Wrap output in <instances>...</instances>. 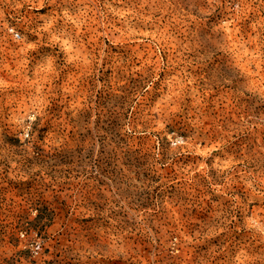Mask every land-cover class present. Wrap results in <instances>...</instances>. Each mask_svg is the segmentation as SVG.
<instances>
[{
  "label": "rangeland",
  "instance_id": "obj_1",
  "mask_svg": "<svg viewBox=\"0 0 264 264\" xmlns=\"http://www.w3.org/2000/svg\"><path fill=\"white\" fill-rule=\"evenodd\" d=\"M0 264H264V0H0Z\"/></svg>",
  "mask_w": 264,
  "mask_h": 264
},
{
  "label": "built area",
  "instance_id": "obj_2",
  "mask_svg": "<svg viewBox=\"0 0 264 264\" xmlns=\"http://www.w3.org/2000/svg\"><path fill=\"white\" fill-rule=\"evenodd\" d=\"M14 35H15L16 38H19L21 36L20 33L17 32V31L14 32ZM39 248H40V244L39 243H37L36 245H34V251L36 253L38 252Z\"/></svg>",
  "mask_w": 264,
  "mask_h": 264
}]
</instances>
